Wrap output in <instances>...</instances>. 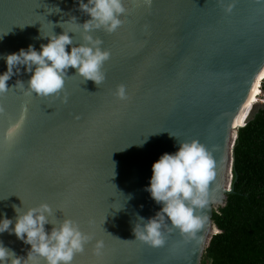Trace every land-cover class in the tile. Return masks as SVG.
I'll return each instance as SVG.
<instances>
[{"label": "water", "instance_id": "95a60500", "mask_svg": "<svg viewBox=\"0 0 264 264\" xmlns=\"http://www.w3.org/2000/svg\"><path fill=\"white\" fill-rule=\"evenodd\" d=\"M124 5L115 32L93 34L111 53L101 84L84 82L70 68L64 89L55 95H29L22 87L0 94V218H14L13 205L26 210L50 204L58 220L71 218L92 237L72 264H202L219 232L213 211L233 190L238 130L253 106L243 123L237 125L236 117L264 69V0H151L150 5L124 0ZM56 7L61 12L55 13ZM71 16L79 23L89 19L77 0H0V33L8 32L0 54L29 45L39 50L48 42L39 38L40 29L51 32V22L60 34L58 22L67 21L64 29L81 41ZM6 68L0 59V73ZM30 75L22 69L9 87L18 79L27 86ZM263 79L264 74L260 86ZM119 85L125 86L126 99L115 94ZM192 140L213 160L209 204L198 211L206 222L195 236L169 230L166 222L163 246L135 240L137 214L149 218L161 208L145 190L153 163L177 151L178 142ZM0 240L21 256L31 247L8 232ZM97 240L104 242L99 255Z\"/></svg>", "mask_w": 264, "mask_h": 264}, {"label": "clouds", "instance_id": "9594fccd", "mask_svg": "<svg viewBox=\"0 0 264 264\" xmlns=\"http://www.w3.org/2000/svg\"><path fill=\"white\" fill-rule=\"evenodd\" d=\"M144 2L151 4V0ZM77 3L79 10L89 17L79 23L75 16H71L81 31L82 40L76 41L75 36L70 35L75 31L64 29L62 25L67 21L58 22L63 29L60 34L54 31L57 25L50 21L53 26L51 32L42 33L40 29L39 38L48 42L41 44L39 50L29 45L17 52L0 54V59H4L7 66L6 71L0 73V94L22 87L29 95H55L64 89L70 68L75 69L74 75L82 77L84 82L92 80L98 86L105 80L102 69L111 53L93 34L98 30L112 33L122 25V17L127 11L124 0H77ZM56 8L58 11L55 13L61 12L59 7ZM7 33L0 34V40ZM22 69L31 74L27 86L18 79L15 87L10 88L8 81L20 74ZM115 94L120 99H126L125 86L119 85ZM3 111L0 106V113ZM146 141L136 145L142 147ZM178 143L177 151L165 152L153 163L150 183L145 188L161 205L160 210L149 218L137 214L133 228L135 240L152 247L165 244L166 222L169 230L175 228L182 234L195 236L207 220L198 211L202 212L209 204L208 186L214 175L213 160L198 140ZM13 208L16 213L14 218H9L7 214L0 218V234H15L17 239L31 247L27 256H21L0 240V264H40L39 258H43L45 264H72L76 253L83 252L92 239L73 219L58 220L48 203L26 210L16 205ZM49 224L52 225L50 231L46 229ZM103 247L104 242L97 240L94 252L99 255Z\"/></svg>", "mask_w": 264, "mask_h": 264}, {"label": "trees", "instance_id": "16d2710c", "mask_svg": "<svg viewBox=\"0 0 264 264\" xmlns=\"http://www.w3.org/2000/svg\"><path fill=\"white\" fill-rule=\"evenodd\" d=\"M232 187L226 204L213 211L219 232L202 264H264V103L254 105L238 130Z\"/></svg>", "mask_w": 264, "mask_h": 264}, {"label": "bare ground", "instance_id": "6f19581e", "mask_svg": "<svg viewBox=\"0 0 264 264\" xmlns=\"http://www.w3.org/2000/svg\"><path fill=\"white\" fill-rule=\"evenodd\" d=\"M263 74H264V69H262L258 73L257 79L253 81V83L250 87V90L247 94V97H246L245 101L243 102V104H242V106H241V108L237 114L236 121H235V123H237V125L243 123L244 119L247 116V113L250 111L251 107L254 106L253 103L256 101V97H257L258 91L260 89V87L258 88V85L260 84V81H261ZM253 88H254V91H253ZM260 92H261V89H260ZM250 96H251V99H249Z\"/></svg>", "mask_w": 264, "mask_h": 264}, {"label": "rangeland", "instance_id": "374dc122", "mask_svg": "<svg viewBox=\"0 0 264 264\" xmlns=\"http://www.w3.org/2000/svg\"><path fill=\"white\" fill-rule=\"evenodd\" d=\"M259 87H260V84H259ZM259 103H264V91H262V90H261V92H260V90L258 91L256 101L253 103V105H257Z\"/></svg>", "mask_w": 264, "mask_h": 264}, {"label": "snow or ice", "instance_id": "6c2138e0", "mask_svg": "<svg viewBox=\"0 0 264 264\" xmlns=\"http://www.w3.org/2000/svg\"><path fill=\"white\" fill-rule=\"evenodd\" d=\"M0 34H2V33H0ZM253 91H254V88H253ZM249 99H251V96L249 97ZM233 127H235V124H233Z\"/></svg>", "mask_w": 264, "mask_h": 264}]
</instances>
